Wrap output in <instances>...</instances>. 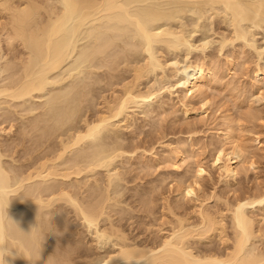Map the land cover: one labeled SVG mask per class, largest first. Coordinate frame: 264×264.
Listing matches in <instances>:
<instances>
[{
  "label": "rangeland",
  "instance_id": "1",
  "mask_svg": "<svg viewBox=\"0 0 264 264\" xmlns=\"http://www.w3.org/2000/svg\"><path fill=\"white\" fill-rule=\"evenodd\" d=\"M260 1L264 2V0ZM126 7L125 8L128 9L127 11L130 13H128L130 17L126 15L128 18L126 17V20L119 24L120 28L124 29V31H119L117 29L113 31L112 26L115 20L111 19V22H109V17L103 18L106 15H101L102 17L100 16V18L96 17L97 19H91L89 20L90 22L86 21L84 25L82 24L83 26L81 25L82 27L80 26L81 28H79L78 32L74 35L72 43L76 42L74 45L71 44L72 49L70 48L68 51L69 53L67 52L68 55L63 65L53 70V72L48 71L45 80L46 85H44L43 89L27 97L28 100L26 99V102L24 101L23 104L25 105L26 103L29 107L28 108L26 105L24 106L28 108L25 115H27L29 109L33 111V113L30 111L33 116L37 114L36 112H38V109L40 113L44 110L45 113H43L46 114V118L53 117H51L50 120L48 119V122L52 121L51 126L57 127L59 131L61 130V132H64L63 134L67 135L68 132L65 133V131H67L69 127L76 126V128H80L83 126L82 120L84 119L82 118L85 117L87 120L93 119L100 111L104 110V100V102L110 101L113 103V101L117 99L115 97L121 94V86L127 79L131 78L130 70L127 68L128 65L134 62L133 65H136V63L137 65H139L138 63L142 65V63H144L142 66H146L149 64V60L151 62L153 59L152 62L155 64L154 66L152 63L151 64L154 68L149 64L152 68L148 66L151 70L149 71V69H147L148 72L142 76L143 78H140L137 89H139L140 92H145V90L147 91L148 89L152 91L155 90V94L150 98L147 97L148 99L136 97L130 100V103L128 102V105L126 104L125 109H123V112L108 121V123L105 124L106 126L101 128L99 133H97L98 135H96L97 137H95L94 140L89 138L92 141H88V143H90L89 145L87 143L88 139H86V142L83 140L84 142L82 141V144L80 142L77 148L74 149L76 145L71 149L74 150L73 152L70 150L68 153H65L66 156L64 155V159L66 160L72 158L75 162H78V164L81 162L80 166H83L85 162H88V158L90 160L92 157V159H95V157L98 159L100 158L101 161L97 159V162H102V165L93 167L92 171L89 170L92 168L87 170L84 167L85 169L83 171L81 170L82 172L76 176L78 180L81 179L82 183L78 180L77 182L72 181L74 178L72 175V178L70 176L67 179L63 178L65 184L68 185L69 188H72L71 191H73V193L77 190V197H80L83 193L81 200L82 197L83 200L84 198L87 200V196L94 195L95 193L97 194V190H101V188L104 190V183H106L108 188L106 187L107 190L105 189L106 192H103V194H107L108 199L106 197V200L104 199L106 201L104 202L105 213L103 212L104 214L101 215L102 217H99V219H101L98 222L99 227L103 225L120 224L119 226H121L122 231L124 232L125 230L124 233L129 237L135 236L136 238L137 236V240L142 239L146 242L150 241L148 243H152L153 241L158 242L159 235L155 230L151 232L145 231L144 224L151 220L153 224L156 221V225H158L161 222L160 220H164L163 218L166 217L164 220L165 223L163 221L161 222L162 224L164 223V226L162 224L161 226L168 228L169 225L166 224L167 217L169 216L167 220L175 219L174 216H170L171 213L170 215L165 213V216H161V204L164 203V206H166V203L167 205L169 204L173 208L172 211L177 215H184V212L189 213L191 211L190 198H194V196H192L194 194L189 195L184 194V192L180 194V192H178L179 189H177L181 187V183H178L181 175L179 182H182V185L187 184V182L191 183L196 178L197 184H192L195 186L196 190L198 188L197 194L201 191L199 195H204V192L208 191L207 193H209L214 190V192L217 191V197L223 199L224 196L227 202H231L234 196L239 195L242 191L244 193L247 192V194L256 191L260 192V190L261 192L264 191V77H258L259 79L254 77V70H256V68L261 69L262 67V69H264V21L255 25L252 22L250 24L248 20L238 21L236 25H239L237 28L241 31L240 34L242 36L237 37L234 32V30L237 29L235 28L236 25H234L235 23H233L231 19L230 12L221 2L209 3L207 0H131V2L129 1L127 3ZM151 7L154 9H151ZM136 17L142 18L147 26H153L152 29H155L152 31L155 30L159 33L161 31L162 33L155 37L150 44L151 50L150 48L149 50L151 51L152 59H149L146 47L142 44L141 38L138 33H136L133 26L134 23L132 22H134V18ZM122 25L125 26L122 28ZM108 26L111 27L109 28ZM91 27L93 32L90 29ZM111 30L113 32H111ZM95 31L100 33L98 34ZM117 31H119V33ZM120 33L123 34L120 35ZM102 34L104 36H102ZM106 36L111 38L117 36L115 40L113 39L115 42L112 41V47L110 46L109 49L107 48L109 52L107 49L102 53L103 55L94 52L92 47ZM110 53H113V57H111L112 55ZM105 55L106 57H104ZM110 58H112V60L114 59L111 64ZM109 59L110 61H107ZM192 62H201V64L203 63L206 66L208 65V67L212 66L214 68H210L214 70L213 72L215 74L213 73V76H210L211 82L204 89L203 97H206V100H204L208 102L205 103L204 106L200 103L202 101L200 95L195 94L194 97L192 96L191 98V96H186L182 89L181 71L188 63L190 64ZM113 63L115 64L113 65ZM131 66L132 65H130V68ZM174 68H177L176 72ZM170 69L174 73L170 71ZM2 74L3 73L0 75ZM77 93L79 94L77 95ZM79 95L81 96L80 99ZM5 99L6 98H2V103L0 102V104H3V107L0 105V108L5 107V102L3 103ZM40 104L42 106H40ZM7 105L5 111L10 107ZM2 108L0 110L1 112H3ZM203 108H206V110L201 112ZM16 109L18 110V108ZM185 109L187 111L189 110L187 114L183 113ZM15 112L17 111L11 114L13 120L16 115ZM17 114L19 115L18 112ZM31 115L28 113V118ZM18 117L20 118V116ZM18 117L15 120L16 122H14L15 124L13 123L16 128L14 126L12 127V131H15L11 132V134L15 133V135H18L16 132L19 130L18 128L22 126L21 118L18 121ZM1 118L2 115L0 116V119ZM25 119H27V116ZM25 119L23 121H25ZM4 123L2 124L5 129H7L9 123H7V121ZM10 123H12V120ZM53 123L55 124L53 125ZM49 124H51V122ZM23 125H25V122ZM16 129L18 130L16 131ZM226 129H232L238 136V142H245L243 145L252 149L251 151L247 147L248 151L251 152H249L250 154L248 153L246 157L247 160L242 163L243 166H245H240L242 170L239 168L240 170L235 176L236 181H232L231 185L223 183L220 179L221 174L219 170L210 165L215 154V148L218 146L224 147L225 145L222 137ZM11 134H9L10 136H8V134L6 135V133H1L0 135L2 136L1 139L4 140L6 138L8 143H10L11 138H13V141L16 139L14 142L12 141V146L10 144L9 148L5 147V144H8L7 140L3 142L4 144L2 143L4 147L3 145L0 146V152L2 151V153H0V163L2 165H0L9 173L11 172L10 176L12 174V181H10V183L13 185H11V187H14L20 184L19 173L21 168L26 170V164L29 166V164H33L34 160H37L38 157L43 158V154L46 151H44L43 154L41 152L46 149V144L48 142L53 143V141H57L56 138L58 137H51L47 143H43V147V144H40L41 146L39 144H33L34 141L32 140L31 142L26 136V139L24 136L23 138H18L19 135L17 139L13 137L14 134ZM65 135H62V138H64ZM21 139L25 140L22 141ZM33 139H35V137ZM55 143H58V141ZM133 145L135 148H133ZM181 146L184 147L180 148ZM1 147L10 149L11 151H4ZM177 148L181 150L180 153L175 150ZM171 150L174 153H172ZM53 154L49 153L50 156ZM32 156L33 158H31ZM182 158L184 159L182 160ZM250 158L254 162V167L248 166ZM86 159L87 161H85ZM36 160V164L41 161ZM73 160L70 161L74 162ZM30 161L33 162L29 163ZM70 161L67 163L69 164ZM94 162H96V159ZM60 163L63 166L65 165L62 162ZM60 163L58 165L61 169ZM20 164H22L24 168L21 167ZM36 164L34 163L33 165L35 166ZM174 164L176 166H174ZM197 164L202 165L205 169V172L200 176H196L193 173ZM63 166L62 169L66 165ZM192 169L194 171H192ZM16 171L19 173L15 174L17 173ZM99 176H101V178ZM94 177L97 179L99 177L100 181L98 180V185H103V187L97 186V189L95 186H92ZM176 178L178 179L176 180ZM107 179L110 181L109 184ZM23 183L26 184V182ZM74 188H76V190H74ZM80 188L82 189L80 190ZM94 190L97 192H94ZM86 193L88 195H86ZM19 195L18 191L8 192V197L11 201L9 199V206L6 205L7 208H4L5 210L8 209V215L6 216V218L8 217V222L14 223L21 217L22 220H24L23 216L25 219H28L27 216L24 215V212L30 211L31 209L29 208H31L32 205H30L29 202L23 203L19 201ZM90 196L88 199H90ZM184 196L187 197L186 200ZM148 197L152 198L149 199ZM147 199L150 201L147 202ZM223 200L218 203V201H212V199L209 198L207 203L208 206H213V208L215 206L221 207L224 206V202L222 203ZM140 201H142V203ZM263 202L264 201L260 202L261 204L258 203L259 205H254L255 211H252L251 214L257 216L263 213L261 210L264 206ZM63 203V201H57L52 206L49 205L43 208L41 210V216L43 219L46 217L48 218L51 216L50 214H53L51 213L53 209H60L63 207L61 211L65 212L64 215L66 219H68L67 221L71 223L68 222L73 228L72 231L74 230L75 233H79L75 239L79 238L78 241L82 239L80 242H83L80 244H82L81 247H84V253H82L81 259L77 258L78 263L87 262L86 260H88L89 257L90 259L88 261H90L94 259V257L101 255V252L103 254L106 250H111L113 248L108 241L102 243L100 241V243H97V248L95 246L96 244L90 241L92 239L91 230L93 227L89 229L86 228V226L82 227L79 225L80 220L76 219V216H74L70 204L64 203V205H62ZM108 203L111 206H108L110 207L109 209L105 205ZM176 205L179 207H176ZM140 206L142 209H139ZM111 208H113V210ZM118 208L120 210H118ZM117 210L118 213L116 212ZM146 211L148 213L150 211V213L148 214ZM150 217L152 219H150ZM194 217H192L193 220H195ZM9 218H15V221L13 222L14 219H11V221ZM115 218H119L121 221L119 222V219L117 221ZM141 218L143 223L140 221ZM262 220L264 222V218ZM262 220L260 221L261 223L257 225H262L264 227ZM111 221L112 223H110ZM140 226H142V228ZM155 234H157V236ZM90 242H92V246ZM83 244H88L89 247ZM203 244L204 243H201V245ZM213 244L217 245L213 240L203 246L199 245L198 248L202 249L206 246H214ZM198 248L196 249L198 250Z\"/></svg>",
  "mask_w": 264,
  "mask_h": 264
},
{
  "label": "bare ground",
  "instance_id": "2",
  "mask_svg": "<svg viewBox=\"0 0 264 264\" xmlns=\"http://www.w3.org/2000/svg\"><path fill=\"white\" fill-rule=\"evenodd\" d=\"M129 1L131 2V0H44V1L42 0H0V74L3 73L2 75H0V99H1L0 102L2 103V98L3 99L6 98L5 101H3V103L5 102L4 106L6 107V105L8 104L11 107V108L7 107L8 109H6L5 111V107L2 108L3 104H0L2 106L1 108L3 111V112L0 111V116L2 115V118L0 119V125H1L0 135L1 133H6V135L8 134V136H10L9 134L15 131V130L12 131V127L15 124L14 122H16L15 120L17 119L18 116H20L22 126L20 125L21 127L19 128L17 127L19 130L16 129V131L18 130L16 132V134L18 135H15V133L11 134V135L14 134L13 137L17 138L20 135L18 138H21V137L23 138V136L25 138L26 136L31 140V142L33 140L34 141L33 144H36V145L47 143L48 140L51 139V137H54V138L58 137L56 138L58 143H55L57 141L55 142L53 141V143L55 144L50 143V142L46 144L45 148L47 150L45 149V150H42L41 152L43 154V152L46 151L43 154L44 159L42 157H40L41 159L38 157V159L41 160L40 161L37 159L38 161H40V162H37L38 164H36L35 162L36 159H35L34 160V163L36 164L35 166L33 165L34 163L29 164L33 162V161L32 162L30 161L28 163L29 166H27V164L25 166L26 170H23L21 168L22 171L20 170V173L16 171L17 173L15 174H18V173L20 174L19 176L20 184H18L17 186L15 185L14 187H11L12 184L10 183V181H12L11 180L12 174L10 176L11 172L9 173L8 171H6L3 168V166H1L2 164L0 163L1 164L0 165V264H264V227L262 225H257L261 223L260 221L264 218V206L263 208L260 207L262 208L261 210L263 213L257 216H254V214H251L252 211H255L253 206L256 204L259 205L258 203L264 201V191L261 192L260 190V192L256 191V192L247 194V192L244 193L241 190L242 193H239V195L234 196V198L232 197L233 200L231 202H227V200L224 199V196H223V199L225 201L221 197L220 198L217 197L216 195L217 191L214 192V190L209 193H207L208 191L204 193L202 192L204 195L202 194L199 195L201 191L199 194H197L198 188L196 190L194 186L195 184H197V180L195 176H194L195 179L193 182L191 183L187 182V184L182 185V182H179L182 176L181 175L178 181V183H181L180 185L181 187L180 188L176 187V188L179 190L181 189L180 191L178 190L180 194L181 192L182 193L184 192V194H189V195L194 194L192 195L194 196V198H190L191 211L189 213L184 212L185 213L184 215H177L174 213V211H172L173 208L169 204L167 205L166 203V206L163 205L164 203L161 204L162 205V207H160L161 216H165L164 215L165 213L169 215L171 213L170 216L171 217L174 216L175 219L174 220L171 219L172 220L171 221V220H167L169 216L167 217L166 224L169 225L168 228L163 227L165 223L164 220L166 217L163 218L164 220H160L161 222L162 221L164 222L163 224L160 222L158 225H156L155 220H154L155 221L154 224L151 222V220L150 222H146L144 224L145 231L151 232L152 230L153 231L155 230V232L159 235L158 242L156 241L157 243L154 242L153 240H152L153 242L151 241L152 243H148L150 242L148 241V238H147L148 242H146L145 240H142V239L137 240L136 239L138 238L137 236L136 238L135 236L129 237L126 233H124L125 230L124 232L122 231L121 226H119L120 224L119 225L110 224L112 223V221L109 223L110 225H107V226L103 225L102 227L100 226L101 228L99 227L98 222L99 220H101L99 219V217L105 213L104 202H106L105 200L108 197L107 194L105 195L103 194V192H106L107 190L106 187L108 188V186H106L107 185L106 183H104L105 184L104 190L102 188L101 190H97L98 193L97 194L95 193L96 195L92 194L93 195L92 198H91L92 195L91 196L89 195L90 199H88L89 196H87L86 198L87 200H85L84 198L85 201L83 200V197L81 200V196L83 195V193L81 196L79 195L80 197H77L76 188H74V190L76 191L73 193V191H71L72 188H69L68 185L65 184V180H64L65 178L67 179L69 178V176L71 177L72 175L74 176L72 181L77 182L78 179L76 178V176L80 174L85 168L87 170L89 168H92V169H89L92 171L93 167L102 165V162H97L98 158L95 157L96 162H97L96 163L94 162L95 159H92L93 158L92 157L90 158V160L88 158V162H85L87 161V159L83 161L85 163L83 164V166H80L81 162L78 164V162H75L72 158H69V159L73 160L74 162L70 161L69 159H67L68 161L64 159L65 153H68V151L73 149V147L76 145L77 146L74 147V149L77 148L78 144L80 142L82 144L83 140H85L86 142V139H88L87 143L88 141H91L89 138L94 140V138L97 137L96 135H98L97 133H99L101 128H104V126H106L105 124L108 123V121H110L111 119L116 117V115H119L121 112H123V109H125L126 104L128 105V102L130 103V100H133L136 97L137 98L139 97L142 99L144 98L148 99L151 96H153V94H155L154 92L155 90L152 91L151 89H148L147 91L145 90V92H140V90L137 89V87H138V83H140L139 82L140 78L146 72H148L147 69H149L150 71L151 68L155 64L152 62L153 59H152V54L150 51L151 50L150 44L151 42H153L155 37L161 35L162 33L161 31H160L161 34L158 31L156 32L155 30H154L155 32L152 31L155 28L152 29L153 26L152 27L147 26V24H145L142 18L136 17L134 18V22L132 23H134L133 26L136 30V33H138L139 37L141 38L142 44L146 47V51L149 55V59H152L151 62L148 59L149 64L151 66L153 64V66L151 67L149 64L148 65L145 64L147 67L142 66L144 65V63H142V65H140V63H138L139 65H137V63L136 65H133L134 62H132L130 64L132 65L130 68V65L126 64L128 65L127 68L130 70L131 78L127 79V81H125L124 83L122 82L123 85L121 86L122 87L121 88L122 90L120 92L121 94H119L118 97H115L117 99L113 101V103L109 101L110 102L109 104L108 101L104 102L105 101L104 100L103 101L104 110L100 111L98 114L96 113L97 115L96 116L94 115L95 117L93 116L94 117V118L92 117L93 119L87 120V118L85 117L82 118L84 119L82 120L83 126H81L80 128H76V126L71 127V128L69 127L68 130L65 131V133L68 132L67 135L63 134L64 133L63 131L62 132L61 130L59 131L57 127L51 126L52 121L48 122V119L50 120L52 116L50 118H46L47 116L45 117L46 114H44L45 113L44 110H43L44 113L43 112L40 113L38 109V112H36L37 114L35 113L36 115L33 116L31 115L33 111L29 109V111L27 112V115H25L26 114L25 112L26 110H28L29 107L26 105V103L25 105L28 108L24 107L25 106L23 104L24 101L27 99V97L32 96L35 93L40 92L43 89L44 85H46L45 80H46V75L48 71L53 72V70L63 65V62L64 60H66L65 58L67 57L69 53L68 51L71 48V44L74 45V43L76 42L75 41L74 43H72V41L74 40V35L78 32L79 28H81L86 21H89L91 19L94 20L96 17L100 18L101 15L102 16L106 15L103 18L109 17L110 19L109 22H111V19H114L115 22L117 23L116 24L114 22L112 26L113 31L114 29H117L119 31L120 30L124 31V29L120 28L119 24L122 21L124 22V20H126L125 19L127 17L126 15L130 14L129 11H127L128 9H126L127 8L126 5ZM208 1L209 3L210 2L211 3L221 2L225 6V8L230 12L231 19L233 23H235L234 25H236L238 21L240 22V20L242 21L248 20L250 21V24L252 22L254 25L258 24L259 22L264 21V2L263 1H260V0H207V2ZM152 8L153 7H151V9ZM128 17H130V15ZM123 26L125 25H122V28ZM237 26L239 25H236L235 28H237ZM90 29L92 31V27ZM112 30L111 32H113ZM119 31L117 32L119 33ZM105 32H108V31H105ZM234 32L237 37L242 36L240 34L241 31H239L238 28L235 29ZM97 33L99 34L100 32H97ZM121 34L123 33H120V35ZM102 36L104 35L102 34ZM115 37L117 36H114L113 38L106 36V37H103L97 43L95 40L96 45L92 47L94 49V52H98L99 54L101 53V55H103L102 53L105 52L107 48L109 49L110 46L112 47V41L113 39L115 40ZM111 52H114V51H111ZM104 57H106V55ZM111 57H113V55ZM110 59L107 61H110V64H111L112 61H114V59L113 60L112 58ZM114 64L115 63H113V65ZM148 66H150L151 68L150 67L148 68ZM211 67H208V65L206 66L203 63L201 64V62L200 63L192 62L190 64L188 63L186 67L181 71L182 73L181 84H182V89L184 91V94L186 96L188 95L189 97L191 96V98L192 96L194 97L195 94L200 95L201 100H202L200 103L203 106L205 103H208V102H205L206 97L205 98L203 97V93H204V89L211 82V77L213 76V73H214L213 72L214 70H211L213 67L212 68ZM176 69L177 68H174L175 72L177 71ZM170 71L172 70L170 69ZM262 76L264 77V69H262V67L261 69L256 68V70H254V77L258 78ZM78 94L79 93H77V95ZM80 98L81 96L79 97V99ZM40 106L42 105L40 104ZM16 108H18V110ZM205 110L206 108L205 109L203 108L201 112H204ZM14 111H17L19 115L17 114V112H15L17 116L15 115V118L13 120L11 114H13ZM188 112L189 110L188 111L186 109L183 110L184 114H187ZM28 113L32 117L30 116L28 118ZM62 113L65 114L64 112ZM47 115L50 116L49 114ZM26 116H27V119H25ZM20 118L18 117V121ZM24 119L25 121H23ZM11 120H12V123H10ZM6 121L7 123H9L7 129H5V127L2 124ZM24 122H25V125H23ZM50 122L51 124H49ZM54 124L55 123H53V125ZM62 135H65V137L62 138L63 137ZM32 136H34L35 139H33L34 137ZM1 138L2 136H0V139ZM222 138L224 140L226 147L224 145V147L218 146L215 148V154L213 153L214 156L212 158L210 165L212 167L213 166L216 167L219 170L221 174L220 179L223 183H225L226 185L227 184L231 185V182L236 179L235 176L237 175L238 171L241 169V167L245 166V165L243 166L242 163L245 162V160H247L246 157L248 153L252 151V149H250L246 145H243L245 144V142H240L242 143L240 144L238 142V136L235 134V132L232 129H226L223 132ZM12 139L13 138H11L10 143H8V140L6 138L4 140L1 139L0 146H2L4 144L3 142L4 141L6 142L7 140L8 144L7 145L5 144V147L9 148L10 144L13 141ZM25 139H21V140L24 141ZM15 140L16 139H14V141ZM44 144H43V147H44ZM89 144L90 143H88V145ZM247 145H250V144H247ZM176 147H179V146H176ZM183 147L181 146L180 148H183ZM247 147L251 151H248ZM133 148H135L134 145H133ZM2 149L4 151L10 150L7 148L5 149L2 148ZM175 150L178 153L181 152L179 148ZM71 151L73 152L74 150H71ZM171 152L174 153L172 150ZM0 153H2V151ZM49 153H52L53 155L50 156ZM31 158H33V156ZM183 159L184 158H182V160ZM98 160H100V158ZM69 161L70 163L68 164L67 162ZM60 162H62L66 166L64 165L65 166L64 167L63 165H61ZM248 162H249L248 166L254 167V162L251 160V158ZM59 163H60L61 169L59 168V165H58ZM175 164L174 166H176ZM20 166L24 168L22 164H20ZM62 166L64 167L63 169H62ZM192 171L194 170L192 169ZM192 171H191V175H192ZM203 172H205V169L202 167V165L197 164L196 169L193 173L196 176L197 175L200 176ZM99 177L101 178V176ZM99 177L98 179L95 177L93 178L94 183L92 182L93 184L92 186H95L96 188L97 186L103 187V185H98L99 184L98 182L100 181ZM107 178H108V175H107ZM177 179L178 178H176V180ZM78 181H81V179ZM23 182H26V184H24ZM80 183H82V181ZM109 183L110 181L108 180V184ZM81 189L82 188H80V190ZM90 189H91V186H90ZM150 190H153V189H150ZM11 191H18L20 194L19 201H22L23 203L29 202V204L32 205L31 208H29L31 209L30 211H26V213L24 212V215L27 216L28 219H25V217L23 216L24 220H22V217H21L17 221H15V218H11V219H14L13 220V222L15 221L14 223L7 221L8 217L6 218V216L8 215V212H7L8 209L5 210L4 208H7L6 205L9 206L8 200L10 198L8 197V192H11ZM95 191L96 190H94V192ZM86 192L89 194L88 191ZM87 193L86 195H88ZM209 198H211L212 201L213 200L218 201V203L219 201L223 200L222 203L224 202V206H221V207L215 206L214 208L213 206L212 207L208 206L207 200ZM186 199L187 197H185V200ZM57 201H61V202L63 201L64 203L70 204L74 212V216H76V219L80 220V224L78 223L79 225H81L82 227L86 226V228H89V229L90 227H93L91 230L92 239L90 241H93L94 242L93 244H96L95 245L96 247H97V243H100V241L101 243L104 241L105 242L108 241L110 242V245L113 248L111 250H106L103 254L101 252V255L94 257V259H91L90 261H88L90 259L89 257V259L86 260L87 262L78 263L77 258H80L82 256V253H84L83 252L84 247H81L82 244H80L83 242H80L82 239H80L79 241H78L79 238L75 239V237L79 233H75L74 230L72 231L73 228L70 225L71 223L67 221L68 219H66L64 215L65 212L61 211V208L63 207H61L60 209L50 208V209H53V211H51V213L53 214H50L51 216L48 218L46 217L45 219H43V217L41 216V210L43 208L48 207L49 205L52 206ZM149 201L150 200H148L147 202ZM140 202L142 203V201ZM64 203L62 205H64ZM105 205L107 206L108 209L111 207L109 203ZM150 207H151V202H150ZM176 207H179V206L176 205ZM140 208L141 206L139 207V209ZM111 209L113 210V208ZM118 210L120 209L118 208ZM118 210L116 211L117 213H118ZM192 217H194L195 220H193ZM150 219L152 218L150 217ZM120 221L121 220L119 219V222ZM140 221H142V218ZM161 224L163 226H161ZM140 227L142 228V226ZM157 234L155 235L157 236ZM140 236H143V235H140ZM152 238L154 239V236ZM213 240L217 243V245L213 244L214 246H206L205 248L201 247ZM201 243H204V244L201 245ZM88 244H83V245H88ZM90 244L92 246V242H90ZM199 245H201L200 247L202 249L198 248ZM196 248H198V250Z\"/></svg>",
  "mask_w": 264,
  "mask_h": 264
}]
</instances>
